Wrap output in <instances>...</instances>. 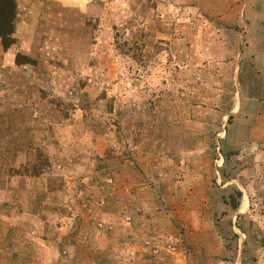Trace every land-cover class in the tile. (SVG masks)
<instances>
[{
    "label": "rangeland",
    "instance_id": "374dc122",
    "mask_svg": "<svg viewBox=\"0 0 264 264\" xmlns=\"http://www.w3.org/2000/svg\"><path fill=\"white\" fill-rule=\"evenodd\" d=\"M16 5L8 35L13 7L0 0V218L23 215L21 229H149L135 242L150 264H206V235L185 231L215 229L209 245L229 254L214 263L229 262L239 238L243 261L255 260L264 0Z\"/></svg>",
    "mask_w": 264,
    "mask_h": 264
},
{
    "label": "crops",
    "instance_id": "0c3cea01",
    "mask_svg": "<svg viewBox=\"0 0 264 264\" xmlns=\"http://www.w3.org/2000/svg\"><path fill=\"white\" fill-rule=\"evenodd\" d=\"M21 0H16L20 3ZM17 7V5H16ZM17 9V8H16ZM37 198L31 195V201ZM37 202V199L34 202ZM108 203V200H106ZM103 215L119 220L118 212L109 205H101ZM114 212V213H113ZM241 214V213H239ZM116 218V219H115ZM37 219V218H36ZM23 215L13 223L10 218H0V264H150L151 255L136 239L144 238L149 229H21ZM38 221V220H37ZM39 223V222H38ZM14 225L15 229H11ZM207 228L208 225H207ZM190 235H206V264L214 263V257L229 254L226 247L215 248V229H186ZM205 232V233H204ZM189 234V233H188ZM111 239V245L104 242ZM91 240H89V239ZM244 241L239 238L229 262L221 264H264V247L258 251L256 259L243 261Z\"/></svg>",
    "mask_w": 264,
    "mask_h": 264
},
{
    "label": "trees",
    "instance_id": "16d2710c",
    "mask_svg": "<svg viewBox=\"0 0 264 264\" xmlns=\"http://www.w3.org/2000/svg\"><path fill=\"white\" fill-rule=\"evenodd\" d=\"M11 6L13 7V14H11L10 15V17H11V25H12V27H10L11 29H10V33L8 34V35H11V34H13L14 33V28H13V22H14V19H15V10H16V0H11ZM2 17H6V12L4 11V9H2L1 10V8H0V18H2ZM5 34L4 33H2L1 31H0V37L2 38V40H3V45H4V47L6 46L5 45V42H4V39H5ZM8 46H6V48H7ZM242 197V194L239 192L238 193V198H241ZM233 208H238V206L237 205H234V207Z\"/></svg>",
    "mask_w": 264,
    "mask_h": 264
},
{
    "label": "built area",
    "instance_id": "2783aa9c",
    "mask_svg": "<svg viewBox=\"0 0 264 264\" xmlns=\"http://www.w3.org/2000/svg\"><path fill=\"white\" fill-rule=\"evenodd\" d=\"M129 220H130V218H127V221H129ZM145 245H146V248H150V242L149 241H146Z\"/></svg>",
    "mask_w": 264,
    "mask_h": 264
}]
</instances>
